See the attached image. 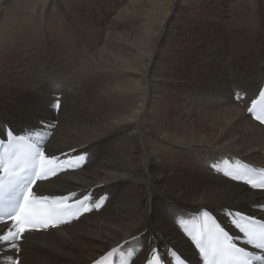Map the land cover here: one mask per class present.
<instances>
[{
	"label": "bare ground",
	"instance_id": "bare-ground-1",
	"mask_svg": "<svg viewBox=\"0 0 264 264\" xmlns=\"http://www.w3.org/2000/svg\"><path fill=\"white\" fill-rule=\"evenodd\" d=\"M147 1L0 0V125L20 132L58 119L48 151L83 148L89 160L40 186L110 194L99 212L25 234L20 264H90L120 244L142 246L133 264L153 248L195 258L178 217L204 208L259 216L264 192L215 174L210 163L237 156L264 166V127L247 112L264 81V0H178L184 16L209 29L200 38L195 30L159 71L157 46L175 11L148 51Z\"/></svg>",
	"mask_w": 264,
	"mask_h": 264
},
{
	"label": "snow or ice",
	"instance_id": "snow-or-ice-1",
	"mask_svg": "<svg viewBox=\"0 0 264 264\" xmlns=\"http://www.w3.org/2000/svg\"><path fill=\"white\" fill-rule=\"evenodd\" d=\"M236 99L242 100L243 96L237 93ZM258 105L261 114H257ZM51 107L55 111L61 109V101L58 97L51 102ZM248 112L264 124V88L260 89L258 99L252 100ZM46 127H55V125H46ZM50 134L47 133V135ZM0 136L6 137L7 140L5 144V141L0 139V148L5 149L4 153L0 154V226L6 229L0 231V245L16 253L15 256H8L5 264H20L18 255L21 250L20 242L24 240L26 233L47 231L50 228H58L62 224H69L83 213L93 209L99 210L104 204V198L97 202L90 200V197L86 195L82 200L77 199L74 203H68L76 196L75 193L67 196L38 195L33 190L34 186H37V181L55 176L66 168L80 167L81 162L86 161L87 154L74 157L76 163L60 160L55 155H48L44 151L41 133L33 129H29L24 135H18L10 126L0 125ZM213 168L220 170L215 164ZM252 171L254 170L251 167L241 165L237 170L225 171L224 174L233 180H244L252 188L264 189V178L260 182L246 179V174ZM201 216L206 219L199 227L190 228L183 220L179 223L184 234L199 250L203 264H264V223L251 217H243L240 212L235 213V216L239 217L235 221L236 227L247 237V244L260 250L261 254L257 255L233 243V238L212 220L207 211L202 212ZM208 220H212L213 228L211 229L207 227ZM250 224H258L259 230H250ZM122 252V247L112 248L94 264H111L110 258L115 256L119 260L118 253ZM170 254L179 264H183L175 251ZM127 255L131 258L133 251H129ZM151 256L155 258L156 264H162L163 258L159 256L157 249L151 250ZM148 264H152V259L148 260Z\"/></svg>",
	"mask_w": 264,
	"mask_h": 264
},
{
	"label": "rangeland",
	"instance_id": "rangeland-1",
	"mask_svg": "<svg viewBox=\"0 0 264 264\" xmlns=\"http://www.w3.org/2000/svg\"><path fill=\"white\" fill-rule=\"evenodd\" d=\"M96 2L98 4L100 3L98 1ZM102 2H107V0H102ZM174 2L175 1L171 0H149L147 1V5L145 6L144 10L146 14L141 15L142 20L145 16V23L143 29V48L150 51L156 45V40L160 34L159 26L163 24L164 26L166 25V19L172 7L175 11L173 15L171 14V24H169L164 38L162 39L161 43H159L157 46L159 53L157 55L155 66L158 71L161 69V62L164 60V57L168 55L169 52H181L188 48L189 41L196 37V35L194 34L195 30L196 32L200 30V38L201 33L205 31V29H209V24H202L203 19L197 18L193 20L184 16L182 14L183 7L178 4L181 2L178 0H176V3ZM224 17L226 19V14H224ZM6 19V14L0 15V31L2 29L3 22H5ZM157 94L159 96H162L165 93H162V91L159 90Z\"/></svg>",
	"mask_w": 264,
	"mask_h": 264
}]
</instances>
